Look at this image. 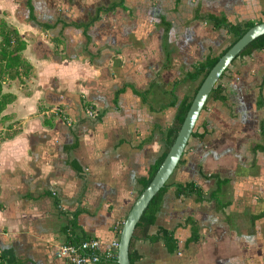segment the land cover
<instances>
[{"label":"crops","instance_id":"0c3cea01","mask_svg":"<svg viewBox=\"0 0 264 264\" xmlns=\"http://www.w3.org/2000/svg\"><path fill=\"white\" fill-rule=\"evenodd\" d=\"M30 3L37 22L26 0H0L31 66L21 82L0 79V93L13 95L0 113V258L68 264L58 250L71 239H97L104 251L118 238L164 151L175 114L167 103L192 94L198 80L184 78L231 44L229 27L264 20V0ZM220 83L223 96L209 95L201 110L150 237L131 242L133 264H264V49L233 60ZM186 183L199 197L176 194Z\"/></svg>","mask_w":264,"mask_h":264},{"label":"trees","instance_id":"16d2710c","mask_svg":"<svg viewBox=\"0 0 264 264\" xmlns=\"http://www.w3.org/2000/svg\"><path fill=\"white\" fill-rule=\"evenodd\" d=\"M26 9H27V20L28 21H35L36 17L33 12V8L31 6L30 0H26ZM100 11V10H99ZM97 18V15L93 16L90 19L91 23L94 19ZM212 18V17H211ZM212 21L219 25H222L224 23V20H216L212 19ZM264 20H258V22H261ZM87 23V24H88ZM256 22H248L243 26H231L228 28V31L233 35V40L231 44L225 48L219 55L217 56H209L206 58V60L203 63L198 64L194 71L191 73H188L185 80L194 81L198 80L197 86L193 90L192 94L190 96H184L179 102H168L167 106H173L175 107V114L172 120L171 125L168 127L166 134L164 135V151L158 157V159L150 166L148 175L142 179L141 186L142 189L148 184L151 177L157 170L158 166L160 165L162 159L164 158L165 154L167 153L170 145L173 142V139L176 135L177 130L180 127V124L185 116V113L191 103V100L197 91L200 83L202 82L203 78L209 71V69L213 66V64L217 61L219 56H221L248 28L253 26ZM86 24V26H87ZM40 28L49 31L51 30L54 25L46 24V23H40ZM77 26V25H76ZM85 26V24H84ZM51 41L55 42L56 38L51 36ZM25 47V41L20 37L17 29L11 25H9L4 18L0 17V79H12V78H19V81L21 82V76H28L31 66L30 64L21 57V51ZM264 49V34L255 38L253 41H251L237 56L235 59L243 56H250L253 53L263 50ZM234 59V60H235ZM228 71V68L224 71V73L221 75V77L225 74V72ZM221 77L217 81V83L214 85L210 95L214 98L221 99L222 98V92H223V86L220 83ZM13 99V95L11 94H1L0 93V113L5 108L6 104L11 102ZM195 127V126H194ZM194 128L192 130L193 134ZM169 185L166 183L152 198L146 209L144 210L143 214L141 215L139 221L135 225V228L133 230V234L130 240L129 245V261L130 264H133L134 259L133 256L130 254V246L131 242L135 238H149L148 235L150 225H152L154 215L156 214L162 196L164 192L167 190ZM175 192L177 195L184 194V195H195L196 197H199V191L193 185L192 183H186V184H180L175 187ZM120 230V229H119ZM159 237L152 238V239H158ZM160 238L163 239L164 244L168 251H173L175 249V240L172 237V235L169 232H166L165 230L162 231V234ZM83 240V239H82ZM85 240V239H84ZM70 243H77L76 238L71 239ZM115 263V259H114ZM0 264H3V261L0 258Z\"/></svg>","mask_w":264,"mask_h":264},{"label":"water","instance_id":"95a60500","mask_svg":"<svg viewBox=\"0 0 264 264\" xmlns=\"http://www.w3.org/2000/svg\"><path fill=\"white\" fill-rule=\"evenodd\" d=\"M264 34V21L255 23L248 28L213 64L209 69L191 103L185 113L179 129L170 145L167 153L162 159L157 170L148 184L140 191L128 211L121 229L118 233V247L116 253V264H130L129 245L135 225L139 221L144 210L154 195L167 183L172 175L181 155L186 147L187 141L192 133L195 123L203 109L214 85L217 83L224 71L230 66L236 56L255 38Z\"/></svg>","mask_w":264,"mask_h":264},{"label":"built area","instance_id":"2783aa9c","mask_svg":"<svg viewBox=\"0 0 264 264\" xmlns=\"http://www.w3.org/2000/svg\"><path fill=\"white\" fill-rule=\"evenodd\" d=\"M86 112L91 115L89 111ZM117 247L118 238L113 240L104 251H100L98 240L90 238L77 243L63 244L59 247L58 254L68 264H97L116 259Z\"/></svg>","mask_w":264,"mask_h":264}]
</instances>
